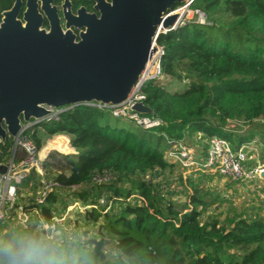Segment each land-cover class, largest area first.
Returning a JSON list of instances; mask_svg holds the SVG:
<instances>
[{
    "label": "trees",
    "instance_id": "1",
    "mask_svg": "<svg viewBox=\"0 0 264 264\" xmlns=\"http://www.w3.org/2000/svg\"><path fill=\"white\" fill-rule=\"evenodd\" d=\"M71 1L75 8L87 3ZM14 2L0 0V21ZM193 9L205 13L211 24L190 23L161 34L156 41L163 50L161 75L141 90L143 103L153 110L148 117L158 126L144 131L109 109L82 105L64 112L58 122L41 123L25 134L39 150L55 137H67L77 154L66 156L65 164L54 161L52 168L44 163L46 179L79 188L65 193L72 201L60 199L55 190L38 205L42 178L31 171L19 190V204L7 221H0V259L5 264H9L5 249L41 241L54 250L56 264H264V218L239 217L230 229L216 219L203 225L198 209L187 212L138 179L172 168L176 163L170 151L189 135L219 137L237 150L247 149L254 136L235 139L226 129L228 122L243 119L252 125L264 118V0H196ZM177 83L186 85L175 90ZM196 173L207 177L203 173L208 172L199 168ZM98 177L110 180L96 182ZM23 190L32 197L20 200ZM78 202L89 222L103 217L101 238L50 245L51 232L43 225ZM192 202L201 200L193 196ZM117 205L119 211L112 215ZM20 207L30 216L26 225L18 219ZM64 228L57 231L70 233ZM107 240L119 253L117 261L107 257Z\"/></svg>",
    "mask_w": 264,
    "mask_h": 264
},
{
    "label": "water",
    "instance_id": "2",
    "mask_svg": "<svg viewBox=\"0 0 264 264\" xmlns=\"http://www.w3.org/2000/svg\"><path fill=\"white\" fill-rule=\"evenodd\" d=\"M101 16L54 0H15L0 21V141L27 133L53 110L100 104L121 108L157 55L158 37L181 18L185 0H90ZM24 8V10H23ZM45 20L49 30L44 28ZM76 31L79 33L77 34ZM134 114L151 116L143 102ZM27 126V124H30ZM26 126V127H24ZM1 158V155H0ZM0 165V175L8 171ZM264 180V170L259 173ZM108 242V241H106Z\"/></svg>",
    "mask_w": 264,
    "mask_h": 264
},
{
    "label": "rangeland",
    "instance_id": "3",
    "mask_svg": "<svg viewBox=\"0 0 264 264\" xmlns=\"http://www.w3.org/2000/svg\"><path fill=\"white\" fill-rule=\"evenodd\" d=\"M185 17L188 19L189 16L186 15ZM197 19L198 16H194L191 21H196ZM205 23H207L206 25L211 24L208 17L207 19L205 18ZM151 73V75H154L155 69L151 70ZM177 84L174 88L175 90H181V87L186 85L185 83ZM123 117L128 119V117ZM134 122L137 125L139 124L138 121ZM142 125L141 127L144 131L155 127L149 123ZM226 129L233 137L236 136L235 139L249 134L254 136V140L249 146H245L247 149L242 148L240 150H237L234 145L227 141L229 144L228 148L222 150V153H215V156L211 150L210 142L214 137L208 139L206 136L189 135L180 144L174 146L175 150L170 151L172 153H175L176 149L187 151L191 160H182L187 167H184L178 159L172 157L176 163L172 168L163 172H149L144 176H139L138 179L151 184L154 190H160L161 196L169 197L176 203L183 205L186 208L185 211L189 212L193 208L198 209L202 212L200 221L203 225H209L216 219L220 225L230 229L239 217L249 220L264 218V180L255 175L257 170L264 169V118L255 120L252 125H247L243 119L230 121ZM48 142L42 148L44 151L47 153L59 151L52 152L48 160H46L45 163L50 165L49 167L52 166L54 161L65 164V157L73 155V149L70 148L71 146L69 147L67 137L58 136ZM1 149L4 154L2 157L6 155L10 157V154L13 155L14 140L9 139L6 147H1ZM237 152L244 156L243 160H236ZM211 158H213L212 166L206 164ZM55 167L57 168V163H55ZM199 168L208 172L203 173L207 177H201L198 173L195 174ZM51 171L50 176L52 178L54 177V173L57 174V169L54 173ZM128 186L126 183L125 187L128 188ZM30 191L23 190V196L20 197V200L23 197H32ZM65 193L66 190L59 191L60 199L66 200L64 198L67 197ZM193 196L200 199L201 203L194 204L192 202ZM67 198V200L72 201L70 196ZM118 211L119 206L117 205L111 214L113 215L114 212ZM65 214L67 215V219L64 229L68 228L67 225H69L68 229H70V233H59L60 230L53 234L51 233V236L47 237L48 240L53 241L50 245H60L61 243L68 245L74 243L77 245L88 239L101 238L99 231L103 217H100L98 223L94 221L89 222L85 218L81 202L75 203L63 215ZM70 219L72 221L69 224ZM74 223L77 226L76 233L71 231L75 228L73 226ZM105 251L109 260L117 261L119 259V253L116 251L113 243L107 242Z\"/></svg>",
    "mask_w": 264,
    "mask_h": 264
},
{
    "label": "built area",
    "instance_id": "4",
    "mask_svg": "<svg viewBox=\"0 0 264 264\" xmlns=\"http://www.w3.org/2000/svg\"><path fill=\"white\" fill-rule=\"evenodd\" d=\"M196 2V0H185V3L183 5H180L178 8H176L173 11L174 13L180 14L181 18L179 20L178 25L176 26L175 30H178L179 28L185 27L186 25L190 23H197L200 25H206L205 23V18L207 19L206 15L199 11V10H194L193 5ZM191 10V11H190ZM186 15H188V19H186ZM194 16H198V19L196 21H191V19ZM172 32V31H169ZM168 32H165L166 34ZM155 45L158 49L157 55L154 56L153 60L150 62L147 71L143 75L141 82L139 85L135 88L134 93L126 105L122 106L121 108H106L105 106H102L100 104H86L84 106L86 107H94V108H99V109H109L111 110L112 114L115 117H128V119H131L133 121H138L140 126H143L142 124L144 123H149L153 126H158V123H154L150 120L148 116H140L139 114H134L131 110V108L138 102H143L145 97L142 94L141 90L143 86L150 80H157L160 75H161V67H160V58L163 55V50L158 47L157 43L155 42ZM155 69V74L151 75V70ZM72 109V108H71ZM70 110L69 108H63V109H56L53 110L52 115L43 120L42 123L44 122H58L60 120V116L64 113ZM124 118V117H123ZM142 123V124H141ZM31 125L27 124V126ZM26 127V126H24ZM154 128V127H153ZM151 129V128H148ZM26 133H20L16 139H14V153L13 155L10 154V157L8 155L2 157L3 148L1 141H0V165H7L8 171L5 175H0V221H7L9 219V214L13 207L16 204H19V190L24 183V181L30 176V173L32 170H36L38 174L41 176L42 180L41 183L43 185L42 188H40L39 195L37 196L36 204L38 205H43L47 199V197L53 193L55 190H66V192L73 190H77L79 187H63L57 182H49L46 179V170L44 168V163L52 152H59V151H51L46 155L44 159L40 158V152L42 150H39L34 142L25 135ZM56 138V137H55ZM219 137H214L211 139V150L215 153H222V150H225L228 148L229 144L227 140L225 139H216ZM49 143V142H48ZM69 143V141H68ZM48 145V144H47ZM70 146V144H69ZM5 148V147H4ZM243 148V147H242ZM241 148V149H242ZM244 149V148H243ZM177 152V153H176ZM175 153H170V157H175L180 161L184 167H187L184 165L182 160H188L190 161L191 159L189 158V154L185 150L181 151H176ZM239 152V151H238ZM236 155V160L241 161L244 159V156L242 154ZM61 153V152H60ZM73 154H77L75 149H73ZM175 154V155H173ZM216 156V154H215ZM190 159V160H189ZM199 164V163H198ZM210 166L213 164V158L210 159L208 163H206ZM205 164V165H206ZM206 169V167L204 166ZM229 170V169H228ZM264 169L257 170L255 175L258 176V174L263 171ZM217 174V173H214ZM101 179L100 177L96 178V182H107L110 179ZM107 203V199L104 197L101 199V204L105 205ZM18 219L20 220L21 225H26L27 222L30 219V216L24 212V207H20L18 211ZM66 219L67 215H62V216H56L52 223L50 225H43V228L46 231H50L52 234L57 231L58 228L65 227L66 224Z\"/></svg>",
    "mask_w": 264,
    "mask_h": 264
},
{
    "label": "clouds",
    "instance_id": "5",
    "mask_svg": "<svg viewBox=\"0 0 264 264\" xmlns=\"http://www.w3.org/2000/svg\"><path fill=\"white\" fill-rule=\"evenodd\" d=\"M4 254L9 257V264H56L54 250L43 242H29L18 249H5ZM0 264L5 261L0 259Z\"/></svg>",
    "mask_w": 264,
    "mask_h": 264
},
{
    "label": "flooded vegetation",
    "instance_id": "6",
    "mask_svg": "<svg viewBox=\"0 0 264 264\" xmlns=\"http://www.w3.org/2000/svg\"><path fill=\"white\" fill-rule=\"evenodd\" d=\"M24 1V3L26 2V0H23ZM108 3H111L112 2V0H106ZM64 2H65V0H63L62 2H61V4H59V5H57L56 4V0H54V2H53V5H56L57 6V8H58V10H59V15H60V17H61V24H62V27L64 28V26H65V21H64V19H63V9H62V5L64 4ZM70 3H71V11L73 12V14H76L77 13V11L80 9V8H85L86 10H87V12L89 13V14H96L98 17H100L101 16V14H100V12L99 11H97V10H95V3L94 2H92V1H90V0H87V3H86V5L84 6H79L78 8H75V6H74V2H72L71 0H70ZM23 10H24V8H23ZM44 28L46 29V30H49V24H48V22L45 20V22H44ZM64 30H65V28H64ZM76 33L78 34L79 32L78 31H76Z\"/></svg>",
    "mask_w": 264,
    "mask_h": 264
},
{
    "label": "bare ground",
    "instance_id": "7",
    "mask_svg": "<svg viewBox=\"0 0 264 264\" xmlns=\"http://www.w3.org/2000/svg\"><path fill=\"white\" fill-rule=\"evenodd\" d=\"M47 154H48V153L42 149V151L40 152V158H41V159H44V158L46 157Z\"/></svg>",
    "mask_w": 264,
    "mask_h": 264
},
{
    "label": "crops",
    "instance_id": "8",
    "mask_svg": "<svg viewBox=\"0 0 264 264\" xmlns=\"http://www.w3.org/2000/svg\"><path fill=\"white\" fill-rule=\"evenodd\" d=\"M68 141H69V144H70V140L68 139Z\"/></svg>",
    "mask_w": 264,
    "mask_h": 264
}]
</instances>
